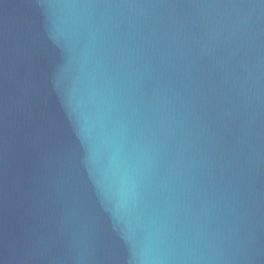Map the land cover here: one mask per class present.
<instances>
[{
	"label": "water",
	"instance_id": "obj_1",
	"mask_svg": "<svg viewBox=\"0 0 264 264\" xmlns=\"http://www.w3.org/2000/svg\"><path fill=\"white\" fill-rule=\"evenodd\" d=\"M0 264H264V0H0Z\"/></svg>",
	"mask_w": 264,
	"mask_h": 264
}]
</instances>
